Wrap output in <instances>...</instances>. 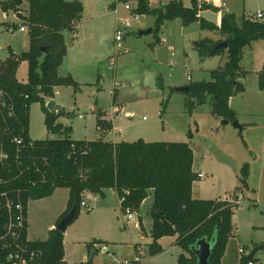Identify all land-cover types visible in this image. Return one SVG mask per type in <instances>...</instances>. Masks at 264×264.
Returning a JSON list of instances; mask_svg holds the SVG:
<instances>
[{
	"label": "rangeland",
	"instance_id": "1",
	"mask_svg": "<svg viewBox=\"0 0 264 264\" xmlns=\"http://www.w3.org/2000/svg\"><path fill=\"white\" fill-rule=\"evenodd\" d=\"M6 1L0 0V5ZM79 1L83 6L82 16L74 31L64 33L66 55L57 74L70 76L80 90L75 93L72 86H56L53 97L61 106L58 121L71 131L68 135L48 132L43 122L44 114L36 102L29 110L30 138L45 140L69 136L72 140L99 137L114 140L119 133L99 132L96 114L99 109L105 112L102 116L111 114L112 100L116 96L123 108L113 119V125L121 128V139L190 142L194 158L204 174L198 184L193 185L202 197L210 198L215 192L224 195L225 191L234 190V186H242L239 178L241 168L246 165V188L238 187L224 197L215 198L234 208L235 238L230 237L226 242L221 264H238L243 255L238 249L243 248L244 256H247L255 247L259 249L253 256L254 264H264V89L258 87L257 77L264 62V39L252 41L242 49L239 82L243 89L231 97V109L242 126L239 131L232 121L221 125L222 119L211 113L209 101L189 112L191 97L175 90V87L188 84L189 79L192 82L209 80V71L225 62V54L224 57L223 54L200 57L196 47L205 39L222 41L223 35L202 30L195 22L184 26L179 18L165 20L158 32L139 35V31L154 26L155 16L147 14L140 20V15L132 12L136 5L134 0ZM169 1L172 0H147L150 9ZM180 1L186 7L191 6V0ZM220 2L219 11L231 12L237 20L243 15L253 17L256 12H264V0ZM126 4L130 6L129 10L125 9ZM27 11V1H23L18 11L2 12L0 9V61L9 57L10 50L20 54L28 49L29 37L23 20ZM21 25L25 31L19 30ZM10 26L13 29H9ZM117 30L122 34L120 48L115 46ZM16 78L20 82L27 80L25 61L19 63ZM125 111L132 115L125 116ZM105 194V199L97 197L91 209L81 208L67 225L68 261H80L84 254H89L87 243L98 239L106 244L104 251L102 243L97 246L93 264H116L132 257L133 252L142 257L143 264H177V255L182 250L174 244L176 234L159 238L161 251L156 256H149L153 223L149 214L151 199L139 208L141 222L137 220L133 224L129 221L124 225V213H121L116 197L110 191ZM62 201L52 196L41 201L47 203L46 206L30 204L28 233L31 239L45 238L52 211Z\"/></svg>",
	"mask_w": 264,
	"mask_h": 264
},
{
	"label": "trees",
	"instance_id": "2",
	"mask_svg": "<svg viewBox=\"0 0 264 264\" xmlns=\"http://www.w3.org/2000/svg\"><path fill=\"white\" fill-rule=\"evenodd\" d=\"M23 1L28 3V13L23 18L29 37L28 49L20 54L10 50L9 57L0 61V90L6 92L15 104L16 113L26 126V133L23 134L26 142L29 139L30 105L36 102L44 114L47 131L68 135L71 129L56 122L61 111L52 114L45 107V102L47 98H53L56 86H72L75 93L80 89L70 76H59L57 69L66 55L64 33L75 30L82 16V3L79 0H8L1 3L0 9L2 12L18 11ZM135 2L132 9L134 14L155 16V32L160 30L165 20L179 18L184 26L198 22L200 29L218 31L224 36L226 48L213 49L220 40L205 39L196 45L200 57L225 54V62L209 71V80L190 81L187 84V94L192 99L188 111L209 101L214 116L235 120L229 99L243 89L239 82L242 49L252 41L264 39V20H253L244 15L237 20L233 13L225 12L217 26L198 16V11L202 10L219 11V8L207 2L198 4L197 0H191V6L186 7L180 0H172L153 9L148 7L147 0ZM22 61L27 63L25 82L16 78ZM257 77L258 87L264 89V62ZM96 123L101 130L110 128L105 120L98 119ZM9 149L12 150V146ZM35 156L37 159L45 157L48 161L47 170L44 169V182H39V174L35 171L37 167L41 168V163L37 161V166L31 163V157ZM192 163L193 153L187 142H146L143 139L110 142L100 137L86 141L72 140L69 136L35 140L32 149L23 152V168L28 166V169L11 179L8 188L20 189L26 205L29 200L52 194L58 187L68 188L67 207L61 217L75 207V218L81 209L83 192L102 194L103 189H113L124 213L126 208L138 212L148 189L152 188L154 200L149 214L153 223L149 254L155 255L161 251L157 242L159 238L176 234L175 244L182 250L177 256V264H198L192 246L200 238L214 239L209 264H220L225 244L232 237L234 208L225 201L192 198L195 180ZM246 167L241 168L239 178L243 186L246 185ZM31 181L36 183L33 185ZM63 236L64 232L53 228L45 240L33 241L31 245L39 249L41 255L26 264H68L64 261ZM95 243L103 242L94 239L87 243L89 254L91 251L97 253ZM248 260L247 256L242 255L239 264H246Z\"/></svg>",
	"mask_w": 264,
	"mask_h": 264
},
{
	"label": "built area",
	"instance_id": "3",
	"mask_svg": "<svg viewBox=\"0 0 264 264\" xmlns=\"http://www.w3.org/2000/svg\"><path fill=\"white\" fill-rule=\"evenodd\" d=\"M124 7L130 9L128 4ZM249 18L264 20V12H256L253 17ZM125 25H128L127 22ZM19 30L25 31V27L21 25ZM121 39V31L117 30L116 48L121 47L119 43ZM24 98L26 99L27 95ZM24 133H26V126L22 124L16 113L14 102L6 92L0 90V264H26L38 259L41 255V251L34 248L31 245L32 241L26 237V204L21 197L22 191L8 188L11 179L19 177L28 169V166L23 168V152L32 149L35 140L29 137L26 142ZM10 146H12V150L9 149ZM37 161L41 163V168L37 167L35 171L39 174V182H44V169L48 166V161L45 157L38 159L36 156L31 157L33 166H37ZM16 169L18 171H15ZM14 171L15 173L11 176ZM197 176L202 177L203 174L199 172ZM31 183L34 185L36 182L31 181ZM88 198L87 193L81 194L80 208L90 209L87 203ZM124 217L126 221L132 220L136 217V211L126 208ZM238 251L244 255L243 248H239ZM143 263L142 257L133 252L132 257L118 261L116 264ZM246 264L254 263L252 260H248Z\"/></svg>",
	"mask_w": 264,
	"mask_h": 264
},
{
	"label": "crops",
	"instance_id": "4",
	"mask_svg": "<svg viewBox=\"0 0 264 264\" xmlns=\"http://www.w3.org/2000/svg\"><path fill=\"white\" fill-rule=\"evenodd\" d=\"M135 1V0H134ZM197 2H198V4H200L199 2H201V0H197ZM202 2H207L208 4H213V6H215V7H217V8H219L222 4H221V2H220V0H202ZM148 3V2H147ZM164 4H166V3H164ZM217 13V23H214V24H216L217 26L220 24V18H221V15H222V13L220 12V11H218V12H216ZM6 15V14H5ZM147 15V14H146ZM146 15H140L139 16V19L140 20H143L144 18H145V16ZM155 21V20H154ZM210 22V21H209ZM195 23H197V25H198V27H199V23L198 22H195ZM153 31V27L151 28V32ZM70 32V31H69ZM213 32H218V31H213ZM222 38H224V37H222ZM211 40V39H210ZM109 42V44H111V43H115V42H111V41H108ZM116 44V43H115ZM197 45V44H196ZM222 57H224V55H222ZM259 72V71H258ZM64 77V76H63ZM190 81H192L191 79H189ZM187 85V84H186ZM80 88V87H79ZM54 90H55V88H54ZM80 90V89H79ZM53 97H54V95H53ZM116 96H114L113 97V100H112V102H113V111L111 112V114L109 113V115H104V116H102L105 112L103 111V109H99L98 111H97V118H96V120H98V119H101V120H105L107 123H109L110 124V128H107L105 131L104 130H101V129H99V127L97 126V123H96V127H97V129L99 130V132H101V133H119V134H117V135H115V139L114 140H105V141H110V142H118V141H120V140H123V139H121V130L119 131L118 129H121L120 127L119 128H116L114 125H113V119H115L116 117V115H120L121 114V110H122V106H120L121 105V103H120V101L118 102V101H116V98H115ZM232 97V96H231ZM231 97H230V99H229V106H230V108H231ZM51 99H53V98H51ZM48 100H50V99H48ZM48 100H46V102L48 101ZM46 104V103H45ZM59 111H61V109L60 110H58V111H56L55 113H52V114H57ZM95 111V110H94ZM113 113V114H112ZM116 113V114H115ZM125 116H127V117H130L131 115H132V112H130V111H125V114H124ZM219 119H221V118H219ZM223 120V119H222ZM217 121V120H216ZM43 122H44V116H43ZM56 122L57 123H60L62 126H65L64 124H62L61 122H59L58 121V117H57V119H56ZM97 122V121H96ZM221 123V122H220ZM221 125H223V124H221ZM65 127H67V126H65ZM30 137V136H29ZM118 138V139H117ZM120 139V140H119ZM141 139V138H140ZM94 140V139H93ZM104 140V139H103ZM86 141H91V140H86ZM123 141H126V140H123ZM128 142H130V141H128ZM132 142V141H131ZM147 142V141H146ZM177 142V141H176ZM178 142H187L188 144H189V146L191 147V149H192V146H191V144H190V142L189 141H178ZM192 153H193V163H192V172L195 174V180L193 181V184H192V191H191V195H192V198H194V199H198V200H208V199H215V198H217V197H224V196H226V195H228V194H230V193H232V192H234L235 190H238V187H241L240 189H243V185L242 186H234V190H232V189H230V190H227V191H225V194L224 195H220V193H213V195L210 197V198H204V197H202L203 195H201V192L199 191V193L197 194L196 192L199 190H196V189H194V184L196 185V184H198V182L200 181V179H202L203 177H204V174H203V171H202V169L200 168V164H198L197 162H196V159L194 158V152H193V149H192ZM199 172H201L202 174H203V176L202 177H198L197 176V173H199ZM240 184V183H239ZM246 185H244V187H245ZM246 188V187H245ZM248 190V189H247ZM108 191H110V193H111V195H114L115 197H116V199H117V201H118V205H119V209H120V200H119V198H118V196H117V194H116V192L113 190V189H110V188H106V189H103V191H102V194H94V193H91V192H85V193H87V195H88V200H87V203H88V205L90 206V209L93 207V205H95V203L97 202V197H104V199H105V193L106 192H108ZM194 191H195V193H194ZM243 193H245L244 191H243ZM52 196H56V197H58V198H60V200H63L62 201V203H60V205L56 208V210L54 211H52V219H51V221L49 222V224L47 225V227H46V236H45V238L44 239H42V240H35V239H31L30 237H29V233H28V231H29V228H30V224H29V208H30V204L33 202L34 204H36V205H38V207H43V206H46L47 205V203H45V202H41V201H43V200H45V199H48V198H51ZM244 196H245V194H244ZM68 197H69V189L68 188H64V187H58V188H56L53 192H52V194H50V195H48V196H46V197H43V198H39V199H34V200H29L28 202H27V205H26V218H27V226H26V237L28 238V240H31L32 242L33 241H43V240H45L46 238H47V236H48V232H49V230H51V229H53L54 228V226H56V224H57V222L60 220V217L62 216V214L65 212V210H66V207H67V202H68ZM147 199H151L152 200V204H153V200H154V195H153V189L152 188H150V189H148V193H147V196L144 198V200L142 201V203H141V205H143V202H145ZM248 200H250V199H248ZM141 205H140V208H141ZM234 210V209H233ZM120 211H121V209H120ZM122 213V212H121ZM233 216H234V214H233ZM233 216H232V218H233ZM137 220H138V222H141V219H140V217H139V211L138 212H136V217L134 218V219H132V220H129L130 222H132L133 224L135 223V221L137 222ZM129 221H126L125 220V217H124V225H127V223L129 222ZM152 222V221H151ZM65 235H66V232L64 231V236H63V248H64V261L66 262V263H68V264H73V263H79V262H85L87 259H88V257H89V254L87 253V254H84L83 256H82V259L80 260V261H68V259H67V252H66V248H65ZM232 237L233 238H235V234H234V229L232 230ZM175 239H174V244H175V240H176V236L174 237ZM101 241V240H100ZM103 242V241H102ZM151 242H152V238H151V241H150V243H149V245L151 244ZM104 246L102 247V249H103V251H104V247H105V244L106 243H102ZM101 243L100 244H94V246L97 248V246H100V245H102ZM176 245V244H175ZM148 247V246H147ZM161 247V246H160ZM99 249H100V247H99ZM158 254V253H157ZM157 254H155V255H149V256H156ZM95 255V254H94ZM178 256V255H177ZM224 256V253H223V255H222V257ZM222 257H221V259H222ZM249 260H252L253 261V263H254V259H253V257H252V259H249ZM220 264H221V260H220ZM239 264V263H238Z\"/></svg>",
	"mask_w": 264,
	"mask_h": 264
},
{
	"label": "water",
	"instance_id": "5",
	"mask_svg": "<svg viewBox=\"0 0 264 264\" xmlns=\"http://www.w3.org/2000/svg\"><path fill=\"white\" fill-rule=\"evenodd\" d=\"M199 17L205 18L206 20L212 22V23H217V13L212 11V10H203L200 11L198 14ZM151 32V28H147L145 30L139 31L140 34H147ZM227 43L225 40H222L218 43H216L213 46V49H219V48H226ZM176 91L180 92H189V87L188 85H183L180 87H175ZM45 107L47 110L51 113H55L56 111L61 109V106L56 104V102L53 99H50L46 102ZM228 120L224 119L221 121V124L226 125L228 124ZM232 125L235 128H238L239 131L242 129V126L238 123V121L235 119L232 121ZM75 212L76 208L73 207L68 213H66L63 217L60 218V220L57 222L55 229H57L60 232H64L67 225L70 224L74 218H75ZM214 244V239L208 240L206 238H200L196 241V243L192 246V251L194 252L196 258H197V263L198 264H209V257L211 255V250ZM259 249V247L253 248L250 253L247 255L249 259H252L256 251ZM93 256L94 252L91 251L89 254L88 259L84 262V264H93Z\"/></svg>",
	"mask_w": 264,
	"mask_h": 264
}]
</instances>
